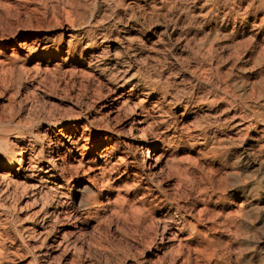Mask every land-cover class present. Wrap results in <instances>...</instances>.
Masks as SVG:
<instances>
[{
	"label": "bare ground",
	"instance_id": "obj_1",
	"mask_svg": "<svg viewBox=\"0 0 264 264\" xmlns=\"http://www.w3.org/2000/svg\"><path fill=\"white\" fill-rule=\"evenodd\" d=\"M0 6L43 13L48 23L35 26L29 19L28 26L15 29L9 45L0 36L2 49L9 51L0 53V92L12 85L38 89L56 71L87 74L108 89L83 121L61 123L59 138L46 134L44 144L11 138L8 125L0 129V151L15 147L9 161L0 158V206L18 218L30 207L25 217L31 225H20L28 238L51 229L47 248L68 245L76 224L55 221L98 222L114 208L124 210L121 177L133 184L160 183L168 167L162 143L152 135L154 122L174 108V123L187 130L191 115L195 124L204 120L220 127L202 137L194 128L187 137L197 161L204 162L201 168V162L193 163L199 171L192 174L198 172V181L212 190L200 188L205 196L197 211L189 206L183 212L188 217L182 213L177 223L169 211L168 217L155 216L142 264L157 263L159 253L167 254L168 264H264V0H0ZM182 88L189 96L181 103L172 97L171 107L165 105L167 91ZM93 123L106 130L90 138L86 131L90 134ZM85 176L100 181L96 203L79 199L82 209L68 212L74 200L59 195L57 179L75 180V198L91 188L83 184ZM234 197L239 203H229ZM173 243L184 248L181 256L170 252Z\"/></svg>",
	"mask_w": 264,
	"mask_h": 264
},
{
	"label": "rangeland",
	"instance_id": "obj_2",
	"mask_svg": "<svg viewBox=\"0 0 264 264\" xmlns=\"http://www.w3.org/2000/svg\"><path fill=\"white\" fill-rule=\"evenodd\" d=\"M18 7L10 8V12L9 10L7 12L0 6V36L6 38L8 45L10 44V40L14 39L15 29L28 26L29 19L35 26H48L45 19L46 17L43 13H40L41 15L38 14L37 16H34L33 14L23 12L21 7ZM40 9L43 11L42 8ZM36 17L38 19H36ZM1 46L2 45H0V53H2V55H4L3 52L8 54L9 51L2 49L3 47ZM0 71V73L3 74V70ZM54 75H52V77L47 76V78H42V82L44 81L43 83L45 84H41L42 86H39L38 89H34L35 91L32 89H25V91L19 88L21 90L20 91L16 88V85H12L13 87L9 89L10 91L6 89L0 92V129L9 126L12 128V132L10 131L11 136L9 135L11 138L17 135L19 139L24 138L26 141L28 140V142L34 144L35 146H37V144L39 145V143L44 144L45 137L47 138V135L56 139L59 138L60 131L58 129L61 123H72L76 120L83 121L84 119L82 117L84 113L88 110H92L94 107L93 104H96V101L101 99L103 95H107L108 89L106 88V85H101L98 81L96 82L93 77H87V74L85 76L79 74L76 75V77H73L67 72L59 71L57 73L56 71V74ZM97 83L100 84L98 85ZM181 90H177L178 93L177 91H167L165 95L167 97H165V100L170 98V102L166 104L169 100L166 101L165 105L170 106L173 103L171 99L172 97L176 99V102L178 103L185 100V98L189 96V92H186L184 88ZM220 96L223 98L222 95ZM202 97H204V95ZM177 110L179 111V109ZM169 112L166 115L168 118H165L164 120L156 118L157 120L154 122L156 130H154L152 134L154 137L156 136L155 138H159L162 143V150L159 149V151H163V160L165 161L164 165L165 168L168 167L163 172V177L161 176L160 183L144 179L139 181L140 183H137L136 181V183L133 184L132 180H126L127 178L121 177L120 179H123L124 181L123 186L129 183V185H125L124 187L122 186L121 192L124 198V203H126L124 206L125 209L121 211L117 210L118 208H114L111 210L112 216L109 214L110 217L103 218L98 222L95 221L94 217L88 221L78 219L76 220V223L75 220L71 219V217L70 219L64 218L66 222L63 219L55 221V226L70 221L68 222L69 225L76 224L75 226L77 229L74 235L75 237L72 238L74 239L73 242H70L65 246L55 245L53 246V249L51 248V250L47 248V243H49L48 238L52 234L51 229H49L48 233L39 234V236H36L31 240L26 234L27 231L25 230V227L20 228V225L23 223L26 226H28V224L31 225L30 219H26L27 217H25V214L29 213L31 210L30 207H23L21 215L19 216L20 218H18L13 216L7 208L0 206V237L2 236L0 238V245L5 243L4 245L6 248L0 252V264H142L143 256L146 252L145 245L149 244L155 232L156 218L168 217L166 211H169V214L171 213L169 218L173 224L177 223L181 220V214L186 211L189 206H193V208L196 207V203L200 202L201 197L205 196V192H201L203 189H205L208 193L212 190L208 184H206L207 188H204L201 181H198L200 178V176H197L199 175L198 172H194L196 175L192 174L193 171H199L193 166V163L201 162L199 164V168H201L202 166L204 167V162L202 159H199L201 161H197L195 155L196 151L190 146V143L188 142L189 138L187 140V137H190L189 132L194 128V130H197L196 133L199 132V137H202L204 133L206 132L207 134L210 129H220V127L217 124L205 122L204 120H200L195 124L193 121L194 117L192 118L191 115L190 118H188V126L191 128L187 130L181 127L180 124L178 125L174 123L177 113L176 109L172 108ZM99 127L100 126L93 123L89 128L91 129L89 132L90 134L86 131V136L89 135L91 138L94 133L96 135L98 132H104L106 130L105 128L101 129V127ZM145 137H151V135L146 133ZM12 149L13 150H10L7 154L0 151V158L3 160L6 157L5 160L8 159L7 161H9L13 151H15V147ZM143 157H145V154H143ZM189 171L191 172L188 173V177L193 175L192 180L189 179L190 181H188L185 177L187 176L185 175L187 174L185 172ZM15 175L16 174H14L13 177H15ZM112 175L114 177L117 173L113 172ZM180 175L184 176L181 177ZM175 176L178 178L176 179ZM57 181L58 185L60 184V186L57 187L60 192L59 195L63 199L65 197L67 199L70 198L74 200L73 204L66 206L67 210L69 209L68 212H75L82 209L79 208L76 203L79 199H82L81 201L86 205L96 203L95 201L97 200V196L95 193L100 186L98 178L95 179L90 176L87 178L85 176V178H83V184H87L89 188H91L88 191L86 189H81L79 192L75 191V198H73L74 187H77L78 184L74 179L68 180L65 184L60 178H58ZM178 181H181L180 183L182 185L179 186L180 183ZM174 183L178 184L175 185ZM18 192H20V190ZM230 200L229 203L233 202L234 204H237L239 203L240 198L234 197L231 201ZM118 203L119 202H117L114 206H118ZM132 203L133 205H131ZM130 205L131 208H129ZM98 207L99 209H102L100 205H98ZM197 209L198 208L196 207L194 212H196ZM126 210L128 211L125 212ZM123 211L125 214L122 213ZM185 216L187 215L185 214ZM169 248L170 252H172V255L174 256L179 254L181 256L184 253V248L178 246L176 243H173L172 247L170 246ZM46 249L50 252L48 256L43 254ZM159 254L160 255L157 258L158 262L156 263V260H154V263L151 264H168L167 254L165 257L164 255L162 256L161 253Z\"/></svg>",
	"mask_w": 264,
	"mask_h": 264
}]
</instances>
